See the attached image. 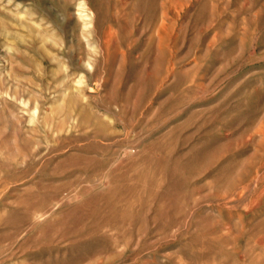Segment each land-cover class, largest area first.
<instances>
[{
    "label": "rangeland",
    "instance_id": "1",
    "mask_svg": "<svg viewBox=\"0 0 264 264\" xmlns=\"http://www.w3.org/2000/svg\"><path fill=\"white\" fill-rule=\"evenodd\" d=\"M0 264H264V0H0Z\"/></svg>",
    "mask_w": 264,
    "mask_h": 264
}]
</instances>
